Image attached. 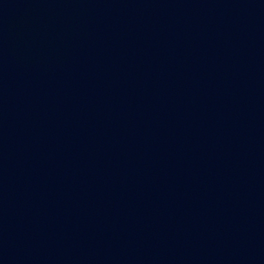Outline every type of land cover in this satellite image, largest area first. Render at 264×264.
Listing matches in <instances>:
<instances>
[{
  "label": "water",
  "instance_id": "95a60500",
  "mask_svg": "<svg viewBox=\"0 0 264 264\" xmlns=\"http://www.w3.org/2000/svg\"><path fill=\"white\" fill-rule=\"evenodd\" d=\"M0 264H264V0H0Z\"/></svg>",
  "mask_w": 264,
  "mask_h": 264
}]
</instances>
